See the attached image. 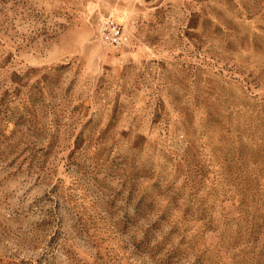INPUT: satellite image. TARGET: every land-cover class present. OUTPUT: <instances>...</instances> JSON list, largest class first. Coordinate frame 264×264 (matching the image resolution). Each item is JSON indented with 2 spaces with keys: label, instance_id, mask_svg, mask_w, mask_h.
<instances>
[{
  "label": "rangeland",
  "instance_id": "rangeland-1",
  "mask_svg": "<svg viewBox=\"0 0 264 264\" xmlns=\"http://www.w3.org/2000/svg\"><path fill=\"white\" fill-rule=\"evenodd\" d=\"M0 264H264V0H0Z\"/></svg>",
  "mask_w": 264,
  "mask_h": 264
},
{
  "label": "built area",
  "instance_id": "built-area-1",
  "mask_svg": "<svg viewBox=\"0 0 264 264\" xmlns=\"http://www.w3.org/2000/svg\"><path fill=\"white\" fill-rule=\"evenodd\" d=\"M100 34L107 43L114 47L120 46L124 37L122 26L112 19L106 20L101 25Z\"/></svg>",
  "mask_w": 264,
  "mask_h": 264
}]
</instances>
